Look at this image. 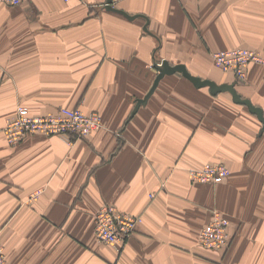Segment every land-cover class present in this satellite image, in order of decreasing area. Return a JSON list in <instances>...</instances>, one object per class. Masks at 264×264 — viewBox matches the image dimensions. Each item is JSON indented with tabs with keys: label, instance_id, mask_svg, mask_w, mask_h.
<instances>
[{
	"label": "crops",
	"instance_id": "obj_1",
	"mask_svg": "<svg viewBox=\"0 0 264 264\" xmlns=\"http://www.w3.org/2000/svg\"><path fill=\"white\" fill-rule=\"evenodd\" d=\"M0 0V238L6 264H264V132L230 93L213 96L181 74L165 76L146 105L156 65L236 83L264 110V65L245 79L213 53L264 57V0ZM148 22V31L145 27ZM19 106L34 115L98 112L103 128L68 143L2 129ZM225 164L230 178L196 184L188 171ZM39 196L33 198V195ZM141 216L121 253L95 237L101 206ZM230 221V244L212 251L199 233L212 211Z\"/></svg>",
	"mask_w": 264,
	"mask_h": 264
},
{
	"label": "built area",
	"instance_id": "obj_2",
	"mask_svg": "<svg viewBox=\"0 0 264 264\" xmlns=\"http://www.w3.org/2000/svg\"><path fill=\"white\" fill-rule=\"evenodd\" d=\"M17 7L25 0H1ZM69 2L71 0H63ZM214 63L223 72L233 73L237 79H245L251 64L264 61L256 51L246 48L225 49L214 52ZM102 118L98 112H84L80 108H61L56 113L45 116H33L29 109L21 106L17 116L8 121L4 132L9 143L18 145L29 135L46 137L60 136L68 142L73 137L85 138L101 128ZM194 182L220 184L228 180L231 172L225 164L207 163L190 169ZM142 217L119 211L114 205H104L96 215V237L101 243L121 249L123 243L136 226L142 223ZM229 220L215 213L213 221L200 233V245L214 251H221L229 246ZM4 247L0 241V264H5Z\"/></svg>",
	"mask_w": 264,
	"mask_h": 264
},
{
	"label": "water",
	"instance_id": "obj_3",
	"mask_svg": "<svg viewBox=\"0 0 264 264\" xmlns=\"http://www.w3.org/2000/svg\"><path fill=\"white\" fill-rule=\"evenodd\" d=\"M112 3H113V0H107L106 5H105L106 9L121 13L124 16H126L132 20L140 16V15L131 16V15L127 14L126 12L120 10V9L114 8L112 6ZM148 22H149V20L147 19V25L145 27V31H147L149 33ZM156 69L158 71V75H157L152 87L150 88L148 93L145 95V97L143 99L138 100L137 105L134 109L133 115L138 111V109L141 106L147 104L148 100L154 94V92L158 88L161 80L165 76H169V75H173V74H181L182 76H184L185 78L190 80L196 88H205V87L209 88L210 93L213 96H217L220 93H230L236 104L248 107L250 112L257 116V118L259 119V121L262 124V129H261L260 133L264 132V110H263V108L254 105L250 99L242 97V95L236 89V83L218 84L217 82H215L213 80L204 79L202 77L193 75L192 73H190V71L187 69V67L184 64L172 65L167 60H163L160 63H158L156 65Z\"/></svg>",
	"mask_w": 264,
	"mask_h": 264
},
{
	"label": "rangeland",
	"instance_id": "obj_4",
	"mask_svg": "<svg viewBox=\"0 0 264 264\" xmlns=\"http://www.w3.org/2000/svg\"><path fill=\"white\" fill-rule=\"evenodd\" d=\"M217 52V51H216ZM214 54V53H213ZM263 59H264V57H263ZM258 64H260V65H264V61L262 62V63H258ZM226 73H228V72H226ZM233 74V73H232ZM236 77V76H235ZM19 107H21V106H19ZM19 107L17 108V112H16V115L12 118V119H14L16 116H17V113H18V109H19ZM26 107V106H25ZM28 108V107H27ZM62 108H64V107H62ZM29 109V108H28ZM61 109V108H60ZM57 111H59V109L57 110ZM56 111V112H57ZM29 112H30V114L31 115H33V116H45V115H34V114H32L31 113V111H30V109H29ZM56 112H53V113H56ZM49 114H51V113H49ZM49 114H46V115H49ZM100 114V113H99ZM101 115V114H100ZM101 118H102V116H101ZM9 120H11V119H9ZM8 120V121H9ZM8 121H7V123H8ZM102 122H103V118H102ZM7 123H6V125H7ZM6 125L4 126V128L2 129V131H3V134H4V137H5V139H6V142H7V144L9 145V146H11V147H17L18 145H20V144H22L28 137H30V136H36V137H46V136H43V135H29V136H27L21 143H19L18 145H12V144H10L9 143V140H8V137H7V135H6V133L4 132V129H5V127H6ZM102 126H101V128L100 129H102L103 128V124H101ZM90 136V135H89ZM89 136H87V137H89ZM51 137H60V136H50V137H46V138H51ZM87 137H85V138H80V137H73V140H72V142H68V143H75L76 141H78V140H81V139H86ZM60 138H62V137H60ZM63 139V138H62ZM191 169V168H190ZM190 169H189V171H188V174H189V176H190V178H191V175H190ZM230 169V168H229ZM230 172H231V169H230ZM230 175H232V172H231V174ZM230 178V177H229ZM228 178V179H229ZM191 180H192V178H191ZM193 181V180H192ZM193 183H196V184H204V183H198V182H194L193 181ZM205 184H207V183H205ZM211 185V184H210ZM215 185V184H214ZM39 194L40 193H37V195H33V198H36L37 196H39ZM105 205H112V204H105ZM104 206V205H103ZM103 206H101L100 207V209L103 207ZM115 206V205H114ZM117 207V206H116ZM118 208V207H117ZM99 209V210H100ZM98 210V211H99ZM118 210L119 211H121L119 208H118ZM98 211H97V213H98ZM122 212H124V211H122ZM97 213H96V215H97ZM126 213H128V212H126ZM215 213H220V215H223L221 212H219L218 210H213L212 211V216H211V220H210V222L207 224V225H205L202 229H201V231L206 227V226H208L212 221H213V218H214V216H215ZM224 216V215H223ZM139 217H141V216H139ZM224 217H226V216H224ZM227 218V217H226ZM228 219V218H227ZM142 220H143V218H142ZM229 220V219H228ZM142 223H143V221H142ZM141 223V224H142ZM141 224H138L137 226H136V230L139 228V226H141ZM229 226H230V221H229ZM136 230L133 232V233H135L136 232ZM201 231H200V233H201ZM200 233H199V244H200ZM134 234H131L129 237H127V239L125 240V242L123 243V245H122V248L121 249H116L115 247H113L112 245H110V244H106V243H101V242H99L98 240H97V237H96V216H95V237H96V240L99 242V243H101V244H105V245H109V246H111V247H113L117 252H119V253H121V251H122V249H123V247H124V245H125V243H126V241L131 237V236H133ZM0 241H1V243H2V245H3V247H4V253H5V259H6V262H7V256H6V250H5V245L3 244V242H2V240H1V238H0ZM230 243V242H229ZM228 248V247H227ZM226 248V249H227ZM225 250V249H224ZM212 251H214V250H212ZM222 251V250H221ZM6 262H5V264H6Z\"/></svg>",
	"mask_w": 264,
	"mask_h": 264
}]
</instances>
